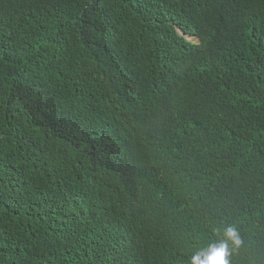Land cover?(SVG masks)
I'll use <instances>...</instances> for the list:
<instances>
[{
  "label": "trees",
  "instance_id": "trees-1",
  "mask_svg": "<svg viewBox=\"0 0 264 264\" xmlns=\"http://www.w3.org/2000/svg\"><path fill=\"white\" fill-rule=\"evenodd\" d=\"M229 225L264 264V0H0V264H190Z\"/></svg>",
  "mask_w": 264,
  "mask_h": 264
},
{
  "label": "clouds",
  "instance_id": "clouds-1",
  "mask_svg": "<svg viewBox=\"0 0 264 264\" xmlns=\"http://www.w3.org/2000/svg\"><path fill=\"white\" fill-rule=\"evenodd\" d=\"M224 237L219 243L213 242L206 248L194 251L190 264H230L229 257L242 245L243 240L234 225L225 228Z\"/></svg>",
  "mask_w": 264,
  "mask_h": 264
},
{
  "label": "rangeland",
  "instance_id": "rangeland-1",
  "mask_svg": "<svg viewBox=\"0 0 264 264\" xmlns=\"http://www.w3.org/2000/svg\"><path fill=\"white\" fill-rule=\"evenodd\" d=\"M188 38H193L194 39V37H188Z\"/></svg>",
  "mask_w": 264,
  "mask_h": 264
}]
</instances>
